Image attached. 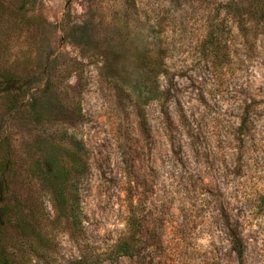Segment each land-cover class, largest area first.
<instances>
[{
  "label": "rangeland",
  "instance_id": "rangeland-1",
  "mask_svg": "<svg viewBox=\"0 0 264 264\" xmlns=\"http://www.w3.org/2000/svg\"><path fill=\"white\" fill-rule=\"evenodd\" d=\"M4 1L14 27L0 69L18 82L0 96V153L42 247L32 264H241L237 226L247 264H264V17L243 26L225 12L233 0ZM161 41L156 80L144 64ZM61 141L87 163L77 233L36 164L55 172ZM131 201L142 249L119 257Z\"/></svg>",
  "mask_w": 264,
  "mask_h": 264
},
{
  "label": "trees",
  "instance_id": "trees-1",
  "mask_svg": "<svg viewBox=\"0 0 264 264\" xmlns=\"http://www.w3.org/2000/svg\"><path fill=\"white\" fill-rule=\"evenodd\" d=\"M29 4L27 1H22L21 5L16 7V10L25 17L26 8L29 7ZM7 5L9 3L0 0V65L7 58L8 47L6 42L8 40L6 39L8 38V32L12 30L11 27H14L5 15ZM225 12L230 16H234L236 21H242V25L245 26L252 18H256L257 16L264 17V0H233L230 4H226ZM161 23L162 21H158V25ZM22 24H15V27H19ZM217 28L215 27L214 32H209L202 41V44L205 46V52L209 54L211 60H215L218 56L215 50L218 47L213 38L215 33L218 34L219 30ZM162 34L163 32L160 33V36ZM161 38L163 37L161 36ZM166 48L165 43L161 41L158 54L149 55L144 64L156 80L166 74V66L164 64ZM16 82H18V79L11 75L9 71L0 69V96L9 93L11 86ZM192 136L196 138V146H204L199 137L195 136L194 131ZM68 144H64L61 141L56 146L62 155L56 160L55 172L47 166L48 163L46 165L41 160H38L36 164L39 167L38 170L40 172L43 171L51 179L49 182L55 190V197L52 198V202L56 213L59 211L64 212V217L68 224L73 228L74 233H77V230L81 227V217L79 192L75 188V184L80 180V177L76 173L78 169L83 170L86 168L87 163L83 159L79 149H71L72 146ZM0 154V264H32L33 261L44 257L42 247L37 245V242L34 240L37 231L31 220L32 217L30 218V215L25 213V200L19 194H12L11 192L8 195L7 193V190L9 192L10 182L12 183L13 178L17 177L15 175V163L11 162L4 150ZM8 173L12 174L13 178L11 181L7 178ZM40 178L35 177L34 179L42 182ZM140 206L142 205H134V201L130 203L126 219L127 231L112 248L113 254L119 257L134 258L141 252L143 221L141 220ZM7 233H10V235L6 236ZM40 236L41 233L39 234ZM233 237L239 246L238 258L241 264H247V258H245L247 246L238 226L233 231ZM22 251L24 257L20 261L18 259V252L21 253ZM91 262L92 259L86 257L74 263L70 262V264H91Z\"/></svg>",
  "mask_w": 264,
  "mask_h": 264
}]
</instances>
